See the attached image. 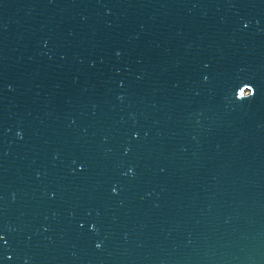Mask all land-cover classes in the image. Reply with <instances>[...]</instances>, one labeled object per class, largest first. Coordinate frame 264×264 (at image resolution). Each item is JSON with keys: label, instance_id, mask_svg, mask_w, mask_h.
<instances>
[{"label": "water", "instance_id": "1", "mask_svg": "<svg viewBox=\"0 0 264 264\" xmlns=\"http://www.w3.org/2000/svg\"><path fill=\"white\" fill-rule=\"evenodd\" d=\"M0 264H264V0H0Z\"/></svg>", "mask_w": 264, "mask_h": 264}, {"label": "snow or ice", "instance_id": "2", "mask_svg": "<svg viewBox=\"0 0 264 264\" xmlns=\"http://www.w3.org/2000/svg\"><path fill=\"white\" fill-rule=\"evenodd\" d=\"M249 87H251V89H252V93H251V95H254L255 92H256V88H255V86H254L253 84L249 83ZM113 191H116V189L114 188Z\"/></svg>", "mask_w": 264, "mask_h": 264}]
</instances>
